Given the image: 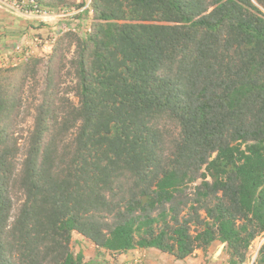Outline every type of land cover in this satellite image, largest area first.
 I'll list each match as a JSON object with an SVG mask.
<instances>
[{
    "label": "trees",
    "instance_id": "16d2710c",
    "mask_svg": "<svg viewBox=\"0 0 264 264\" xmlns=\"http://www.w3.org/2000/svg\"><path fill=\"white\" fill-rule=\"evenodd\" d=\"M55 24L49 54L0 68V264L216 244L245 264L264 235V0H91Z\"/></svg>",
    "mask_w": 264,
    "mask_h": 264
},
{
    "label": "rangeland",
    "instance_id": "374dc122",
    "mask_svg": "<svg viewBox=\"0 0 264 264\" xmlns=\"http://www.w3.org/2000/svg\"><path fill=\"white\" fill-rule=\"evenodd\" d=\"M79 1L80 0H75V4H78ZM7 14H9V13H7ZM29 23L31 25L36 24L34 22L33 23L29 22ZM48 23L50 24L51 29L49 30V32L43 31L44 35L35 34L32 31L30 33L29 29H27V31H25L24 29H22L23 26H19L20 30L15 33L13 38L7 32L2 33V34L0 32V42H1V40L8 41V42L5 43L6 45L3 46L2 50H0V55H4L6 53V51H8V53L5 55L6 59L9 60V61L13 60L15 62V64L20 63L22 61L21 60L22 56L19 55V54L16 55V54L12 53V47H10V46L15 44V42H17V41H19L21 39L31 42L32 45L34 46L35 44L38 43L39 40L45 39L51 33H55L56 30L60 27V25L55 24L54 20L53 21L51 20ZM6 27L7 26L5 24H3V25L0 24V31L5 30L4 28H6ZM7 36L9 37L8 40H6ZM12 39L14 40L13 42H12ZM40 54H42V53L41 52H33L32 51V54H29V55L30 56H39ZM9 55H10V57H8ZM263 242H264V235H261L258 238H256L255 240H253V242L251 243V245H250V247L248 249L247 261L245 262V264H253V262H254L253 259H255L257 251H258L259 247L261 246V244ZM71 248H72V251L75 254L82 253L85 261H90V262L94 261V256L96 255L95 254L96 253L95 250H98L90 242L85 240L84 237H82L79 234H74L73 235ZM196 253L194 254L195 257L193 258L192 263H190L189 260H185L184 263H187L189 261L187 264H198V263L199 264H209L208 259H206L207 254H204L202 251H196ZM104 255H105V258L107 259L108 254H104ZM117 258H119V256L115 257V258H111V259L115 260ZM210 261H212L213 263H216V264H226L224 262L225 259L223 257L222 246L220 244H216V248L213 251L212 260H210ZM196 262H198V263H196Z\"/></svg>",
    "mask_w": 264,
    "mask_h": 264
},
{
    "label": "built area",
    "instance_id": "2783aa9c",
    "mask_svg": "<svg viewBox=\"0 0 264 264\" xmlns=\"http://www.w3.org/2000/svg\"><path fill=\"white\" fill-rule=\"evenodd\" d=\"M90 1L91 0H87L86 6L83 8L72 7L69 10L64 9L57 11L51 8L39 6L36 0H0V9L22 19L28 20L31 23L34 22L39 25V23H48L51 20L56 22L59 19L67 17L69 18L73 15L79 14L84 9L88 8ZM57 33L58 32L51 33L45 39L39 40L34 46L31 42L21 39L17 41L12 47V53L21 55V60L29 57V54H32V51L41 52V56L47 55L51 51V45L53 41L58 36ZM7 62L9 65L15 64L13 60ZM7 62L4 64L0 63V68L7 65Z\"/></svg>",
    "mask_w": 264,
    "mask_h": 264
},
{
    "label": "crops",
    "instance_id": "0c3cea01",
    "mask_svg": "<svg viewBox=\"0 0 264 264\" xmlns=\"http://www.w3.org/2000/svg\"><path fill=\"white\" fill-rule=\"evenodd\" d=\"M0 24H2V25L5 24L7 26L6 28H4L5 30L0 31L1 34L7 32V33H9V35H11L12 38L15 35V33L20 30L19 26H23L22 29H24L25 31H27V29H29L30 33L32 31L35 34H39V35H44L43 31L49 32V30H50V29H45V28H39L38 27L39 25H37V24L31 25L29 23V21L22 19L20 17H17L13 14L9 15L6 12H4L3 10H0ZM8 38L9 37L7 36L6 40H8ZM13 41L14 40L12 39V42ZM6 42H8V41L1 40L0 50H2L4 45H6L5 44ZM13 45H11L10 47H13ZM7 53H8V51H6V53L4 55H0V61H3L4 59H6L5 55ZM8 57H10V55ZM212 255H213L212 252L207 254L206 259H208L209 264H216V263H213L212 261H210V260H212ZM194 257H195V255L192 257L191 256L187 257L183 261H179V260H174V258L172 256H169L168 254H165V253H160L157 250L143 249V248L128 250L127 252L120 254L119 258H117L115 260L111 259V258H109V256H107V258H109L108 260H110L109 261L110 264H187L189 261H190V263H192V260ZM185 260H189V261L187 263H184ZM196 263H198V262H196Z\"/></svg>",
    "mask_w": 264,
    "mask_h": 264
},
{
    "label": "clouds",
    "instance_id": "9594fccd",
    "mask_svg": "<svg viewBox=\"0 0 264 264\" xmlns=\"http://www.w3.org/2000/svg\"><path fill=\"white\" fill-rule=\"evenodd\" d=\"M0 10H2V9H0ZM5 12V11H4ZM7 13V12H6ZM10 14V13H9ZM10 15H12V14H10ZM5 61H9V60H7V59H4ZM3 60V61H4ZM10 62V61H9ZM8 63V62H7ZM15 65V64H14ZM9 66V63L7 64V65H5V66H3V67H1V68H5V67H8Z\"/></svg>",
    "mask_w": 264,
    "mask_h": 264
},
{
    "label": "bare ground",
    "instance_id": "6f19581e",
    "mask_svg": "<svg viewBox=\"0 0 264 264\" xmlns=\"http://www.w3.org/2000/svg\"><path fill=\"white\" fill-rule=\"evenodd\" d=\"M254 260V259H253Z\"/></svg>",
    "mask_w": 264,
    "mask_h": 264
}]
</instances>
